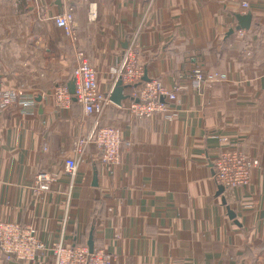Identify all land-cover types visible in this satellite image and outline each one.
<instances>
[{"label":"crops","instance_id":"crops-1","mask_svg":"<svg viewBox=\"0 0 264 264\" xmlns=\"http://www.w3.org/2000/svg\"><path fill=\"white\" fill-rule=\"evenodd\" d=\"M69 6L74 41L55 23ZM247 13L250 27L237 30V15ZM129 46L139 50L148 79L184 87L171 104L177 116L135 117L109 104L100 124L118 126L131 147L111 166L90 146L68 197L65 162L95 116L76 100L58 109L52 92L72 80L78 51L109 92L111 68ZM197 71L227 78L197 87ZM0 86L22 92L0 111V221L30 225L50 246L61 237L70 245L86 240L93 219L94 248L114 254V264H258L264 250V0H0ZM228 143L259 164L248 186L224 193L213 160ZM41 172L56 175L50 190L38 191L34 178ZM44 257L41 264H54Z\"/></svg>","mask_w":264,"mask_h":264},{"label":"built area","instance_id":"built-area-1","mask_svg":"<svg viewBox=\"0 0 264 264\" xmlns=\"http://www.w3.org/2000/svg\"><path fill=\"white\" fill-rule=\"evenodd\" d=\"M64 1L66 4L70 2V0ZM243 7L248 8L249 3L243 2ZM92 14L95 12L92 11ZM55 23L66 36L75 40V17L72 7L69 6L62 14L57 15ZM75 58L72 74L75 83L74 95L69 92L66 84L56 86L52 95L58 109H70L75 98L84 113L94 115L95 120L92 128L75 141L73 155L66 159L65 172L70 178L68 197L72 193L79 164L84 160L90 146L100 154L103 163L111 166L120 164L123 147H131V142L123 139L122 130L118 126H100L101 116L106 107L112 104L110 95L114 87L109 92L99 88L98 71L83 51H78ZM110 73L114 85L121 80L123 85L128 86V98L123 100L121 105H116L124 113L135 117L163 114L169 120L176 118L177 110L171 108V104L177 101L179 91L184 87L178 85L171 89L159 79L145 81L137 48L134 46L126 48L120 63L112 67ZM195 76L194 84L197 87L205 81L215 82L227 78L225 74L217 72L203 75L201 71H197ZM21 95L22 92L17 89L0 86V111L15 105ZM258 164V160L245 156L238 144H224L213 160L215 181L223 187L224 193L243 188L248 186L253 169ZM56 182V175L44 172L38 173L34 178L38 191L50 190ZM45 254L51 256L54 264H114L115 260L114 254L104 248H94L93 252H90L87 245L78 242L73 245L65 244L63 237L49 246L38 237L34 227L7 220L0 221V259L9 262L17 259L26 264H41ZM263 258L264 250L258 259V264L263 262Z\"/></svg>","mask_w":264,"mask_h":264},{"label":"water","instance_id":"water-1","mask_svg":"<svg viewBox=\"0 0 264 264\" xmlns=\"http://www.w3.org/2000/svg\"><path fill=\"white\" fill-rule=\"evenodd\" d=\"M237 19L239 21V25L236 27L237 30H241V29H248L251 25V21H252V15L250 13L244 14V15H237ZM234 32V29L230 30L228 34H231ZM145 81H148L147 76L145 75L143 78ZM128 86L123 85L121 80H118L115 85L114 88L111 92L110 95V100L113 104L115 105H121L122 101L128 98L127 94H124V90L127 89ZM68 89L69 92L74 95L75 93V83L74 80H71L68 83ZM75 100V98H74ZM97 179L95 178L94 182L96 184ZM220 188V192H223V187L219 186ZM223 202L225 204H227L226 199L224 198ZM228 214L230 216V218L235 219L236 217V213L228 206ZM93 233H94V228H92L90 235H89V239H88V248L90 252H93L94 250V239H93Z\"/></svg>","mask_w":264,"mask_h":264},{"label":"trees","instance_id":"trees-1","mask_svg":"<svg viewBox=\"0 0 264 264\" xmlns=\"http://www.w3.org/2000/svg\"><path fill=\"white\" fill-rule=\"evenodd\" d=\"M100 126H103V125L100 124ZM89 225H90V228L88 230L87 239L84 240L83 238H81V240L78 242L79 244H82V245H87L88 244V239H89L90 232H91L92 228H95V226L93 224V219H92V221H90Z\"/></svg>","mask_w":264,"mask_h":264}]
</instances>
